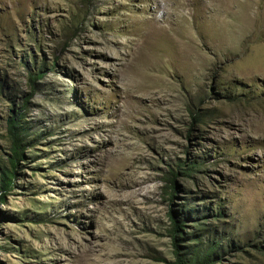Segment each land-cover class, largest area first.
<instances>
[{"label":"rangeland","instance_id":"obj_1","mask_svg":"<svg viewBox=\"0 0 264 264\" xmlns=\"http://www.w3.org/2000/svg\"><path fill=\"white\" fill-rule=\"evenodd\" d=\"M18 113L0 264H264V0H0V181Z\"/></svg>","mask_w":264,"mask_h":264},{"label":"trees","instance_id":"obj_2","mask_svg":"<svg viewBox=\"0 0 264 264\" xmlns=\"http://www.w3.org/2000/svg\"><path fill=\"white\" fill-rule=\"evenodd\" d=\"M36 75H41L40 72H38ZM25 126L23 124L22 120V113H18L15 115H12L8 118V132L11 137L12 141V156L9 159L10 163L12 165L11 169H4L1 173L2 180L1 182V189L4 191H9L13 187V178L15 176L14 167H16L18 161L22 159L23 157V150L24 145H27L28 140L27 136L25 135ZM195 165L190 167H184V165H179V169H182L183 174H188V172H191ZM172 175L170 176V181L174 182L175 176L177 173L174 171V169L170 170ZM174 187V185H172ZM2 199V196H0ZM195 213L194 210L188 211V216L193 215ZM172 220V232L174 236V246H175V262L174 264H214L216 260L214 258H211L210 251H215L214 245L210 242L208 245L209 252L203 254L201 250V246H188L183 247L178 242L177 235L181 233V227L183 226V222L180 220V218L176 214L171 215Z\"/></svg>","mask_w":264,"mask_h":264}]
</instances>
